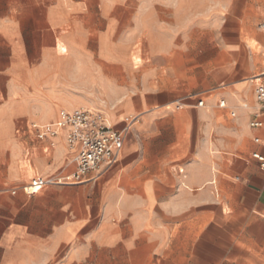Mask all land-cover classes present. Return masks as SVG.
Wrapping results in <instances>:
<instances>
[{"label": "crops", "instance_id": "crops-1", "mask_svg": "<svg viewBox=\"0 0 264 264\" xmlns=\"http://www.w3.org/2000/svg\"><path fill=\"white\" fill-rule=\"evenodd\" d=\"M256 6L0 0V264H264V169L252 157H264V72L238 81ZM80 109L104 111L115 130L138 118L118 163L98 182L27 196L34 172L74 171L64 132L50 148L29 128Z\"/></svg>", "mask_w": 264, "mask_h": 264}, {"label": "built area", "instance_id": "built-area-1", "mask_svg": "<svg viewBox=\"0 0 264 264\" xmlns=\"http://www.w3.org/2000/svg\"><path fill=\"white\" fill-rule=\"evenodd\" d=\"M264 35V24L262 26ZM255 98L258 103L257 116L264 115V73L258 77L255 86ZM199 107H204V101H198ZM221 108H226L224 100L219 102ZM231 116L236 117V111L231 110ZM138 121L137 117L125 120L122 130H115L110 125L106 113L98 109H80L71 113H63L60 122L56 126L38 128L31 126L30 131L39 141L51 139L50 148H54V140L60 132L65 133L67 149L70 153L69 161L74 165V171L70 175L44 178L37 172L25 183L21 190L27 196H34L43 192L50 186L65 184H85L98 182L113 166L121 156L126 135L132 130ZM263 123L259 120L251 123L252 128H261ZM28 129V130H29ZM22 135V130H17ZM256 142H259L257 139ZM25 158L22 161L24 169H32L31 150L25 146ZM259 165L264 169V157L254 153L252 155ZM19 189L12 190L16 195Z\"/></svg>", "mask_w": 264, "mask_h": 264}, {"label": "rangeland", "instance_id": "rangeland-1", "mask_svg": "<svg viewBox=\"0 0 264 264\" xmlns=\"http://www.w3.org/2000/svg\"><path fill=\"white\" fill-rule=\"evenodd\" d=\"M259 1L260 7L258 8L256 6V8L249 10L245 15V57L243 63L238 64L239 69H241L243 73L238 81L243 83L251 84L250 80L253 77L264 72V40L262 38V25L264 22V6L262 2L264 3V0ZM250 93L251 90L246 89L243 95L247 98ZM241 112L242 110L239 108V116H241Z\"/></svg>", "mask_w": 264, "mask_h": 264}]
</instances>
